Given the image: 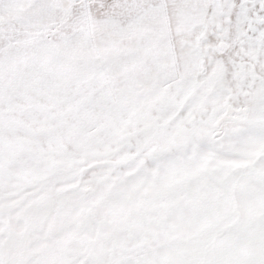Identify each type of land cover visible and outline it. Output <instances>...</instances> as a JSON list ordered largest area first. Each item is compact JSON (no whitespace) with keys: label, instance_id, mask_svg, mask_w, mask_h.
I'll use <instances>...</instances> for the list:
<instances>
[{"label":"snow or ice","instance_id":"6c2138e0","mask_svg":"<svg viewBox=\"0 0 264 264\" xmlns=\"http://www.w3.org/2000/svg\"><path fill=\"white\" fill-rule=\"evenodd\" d=\"M0 264H264V0H0Z\"/></svg>","mask_w":264,"mask_h":264}]
</instances>
